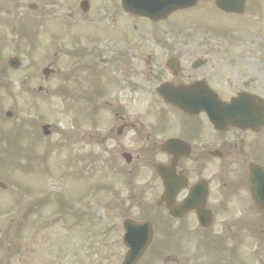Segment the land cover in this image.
<instances>
[{"label":"flooded vegetation","instance_id":"obj_1","mask_svg":"<svg viewBox=\"0 0 264 264\" xmlns=\"http://www.w3.org/2000/svg\"><path fill=\"white\" fill-rule=\"evenodd\" d=\"M217 1L199 0L159 22L135 17L140 35L128 25L110 51L79 53L82 121L73 136L90 155H109L118 195L156 202L141 213L156 215L149 264L164 256L170 264H264L262 215L251 211L246 181L264 140V27L256 22L264 0H247L241 15ZM231 103L250 116L228 112ZM193 107L206 111L183 110ZM192 198L201 214L186 207ZM132 214L127 204L123 215Z\"/></svg>","mask_w":264,"mask_h":264},{"label":"rangeland","instance_id":"obj_2","mask_svg":"<svg viewBox=\"0 0 264 264\" xmlns=\"http://www.w3.org/2000/svg\"><path fill=\"white\" fill-rule=\"evenodd\" d=\"M80 3L81 0H0V183L6 186H0V264L121 262V251L112 247L120 243L122 216L111 215L109 205L114 197L109 204L108 191L98 199L91 195L95 189L86 194L88 181L72 178L73 169L82 164H77L79 156L69 155H79L80 151L66 153L67 148L63 149L65 124L76 114L75 108L66 111L60 89L67 66L73 63L65 52L77 51L79 45L77 29L70 25L81 20ZM113 14L96 9L95 21L101 17V25L108 26ZM116 17V23L121 20L119 25H131L124 16ZM260 19L259 25L263 27L264 18ZM106 36L114 39L112 32L100 35ZM112 38L102 40L100 50ZM13 56L25 63L18 71L7 66V60ZM48 66L56 70V75L44 81L41 71ZM75 72L74 69L71 73ZM39 87L44 91L38 92ZM70 88L76 91L73 84ZM8 111L11 118L6 117ZM45 124L51 126L50 137L42 134L41 126ZM20 130L24 133L19 137L21 146L12 153L9 145ZM108 158V154L100 153L94 169L99 172L100 182L109 189L112 180ZM69 175L71 185L76 182L68 191L75 194H70L76 198L73 201L65 195L64 180ZM86 177L89 178L88 173ZM84 194V211L90 215L72 216L78 213L74 202ZM84 216L90 217L87 224L81 220ZM130 216L140 219L143 215L133 208ZM110 218H115L114 233L109 231Z\"/></svg>","mask_w":264,"mask_h":264},{"label":"water","instance_id":"obj_3","mask_svg":"<svg viewBox=\"0 0 264 264\" xmlns=\"http://www.w3.org/2000/svg\"><path fill=\"white\" fill-rule=\"evenodd\" d=\"M250 183L252 185V190L256 197L257 204L264 210V173L261 169L252 171Z\"/></svg>","mask_w":264,"mask_h":264}]
</instances>
